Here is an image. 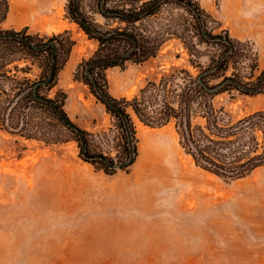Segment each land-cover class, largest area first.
Here are the masks:
<instances>
[{
	"label": "rangeland",
	"instance_id": "1",
	"mask_svg": "<svg viewBox=\"0 0 264 264\" xmlns=\"http://www.w3.org/2000/svg\"><path fill=\"white\" fill-rule=\"evenodd\" d=\"M195 1L215 34L250 47L259 75L264 0ZM66 6L10 0L4 28L70 33L75 46L59 75L66 111L86 131L108 133L111 116L74 77L96 45L67 19ZM189 59L182 42L171 39L154 59L108 70L109 92L130 99L172 67L196 72ZM215 102L238 119L264 112V94ZM136 125L137 160L113 176L83 162L74 143L47 146L0 129V264H264V167L227 181L196 167L173 125Z\"/></svg>",
	"mask_w": 264,
	"mask_h": 264
},
{
	"label": "trees",
	"instance_id": "2",
	"mask_svg": "<svg viewBox=\"0 0 264 264\" xmlns=\"http://www.w3.org/2000/svg\"><path fill=\"white\" fill-rule=\"evenodd\" d=\"M9 13L10 0H0V129L7 134L47 146L74 143L83 162L113 176L137 160V122L173 125L184 153L207 173L237 181L264 167V112L238 119L215 102L264 94V70L256 76L250 47L215 34L195 0H67V19L96 45L74 77L112 118L101 135L79 127L65 108L59 75L75 46L70 33L6 29ZM171 39L182 42L196 72L172 67L130 99L110 94L108 70L154 59Z\"/></svg>",
	"mask_w": 264,
	"mask_h": 264
}]
</instances>
